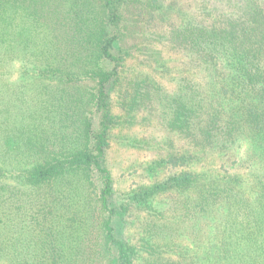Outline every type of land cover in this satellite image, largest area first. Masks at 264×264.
<instances>
[{"label": "trees", "instance_id": "trees-1", "mask_svg": "<svg viewBox=\"0 0 264 264\" xmlns=\"http://www.w3.org/2000/svg\"><path fill=\"white\" fill-rule=\"evenodd\" d=\"M224 1L167 31L171 70L144 36L164 0H0V264H264V0ZM139 105L181 143L150 170L176 172L118 205L106 156ZM65 187L85 198L63 206L70 237L96 235L84 258L49 240L63 224L34 239Z\"/></svg>", "mask_w": 264, "mask_h": 264}, {"label": "rangeland", "instance_id": "rangeland-1", "mask_svg": "<svg viewBox=\"0 0 264 264\" xmlns=\"http://www.w3.org/2000/svg\"><path fill=\"white\" fill-rule=\"evenodd\" d=\"M215 2L221 10H225L224 4L226 2L224 0H215ZM164 8L169 10L164 20H157L156 25L153 27L154 29L149 32L148 36L143 35L149 41V52L156 51L157 54L159 53L160 60L163 59L165 66L174 70L182 60V54L172 51L169 47H164V39L167 31L172 26H177L179 17L183 19L185 15L193 11V0H164ZM136 34L139 35V32ZM137 41L141 42L140 39ZM140 49H142V45L131 49L132 57L128 59L125 71L135 70L136 63L143 61ZM172 74L173 72L170 71L165 75L164 80H162L163 83H161L163 87L168 86L166 81L170 79ZM148 110L150 109L146 108V110H143L141 105H139L134 113L133 120H131L132 125L122 122V125L112 132L111 147L107 152L106 160L107 166L112 173L115 200L118 205H127V197L139 187L154 180L155 177L160 176L156 180H161L163 176L167 177L176 172L167 167H159L156 172L150 170L154 158H165L168 154L175 155L180 150L181 143L175 136L167 133V130L160 124L156 113L153 111V114L151 113L152 115H150L147 112ZM77 188L65 187L66 191L59 195L61 203H52L51 205L55 206L53 210H56L61 217L51 216V219L48 218L47 224L37 229L38 235H35L34 239L38 240L40 236L50 234L51 227H57L59 223L63 224L65 229L57 227L55 237L51 235L49 240L52 239V242L56 244L73 243L72 247L82 250L79 254L84 258L89 251L95 250L93 245L96 243L94 230L93 233H89L85 238L84 236L80 238L70 237V233L73 230L67 227L65 217L69 215L71 209L64 211L63 208L65 204L72 203L79 210L84 209V193L81 190L76 191L75 189ZM39 193L43 194L44 192L39 191ZM26 197L36 202L43 200L37 197V193H33V196L31 193V195ZM64 215L66 216L63 217ZM133 217V211L130 210L125 213L124 219L127 226L134 221ZM50 220H52V223ZM53 224L57 226H53ZM82 233L83 230H80V234ZM90 264H106V259L99 260L94 258V261Z\"/></svg>", "mask_w": 264, "mask_h": 264}]
</instances>
